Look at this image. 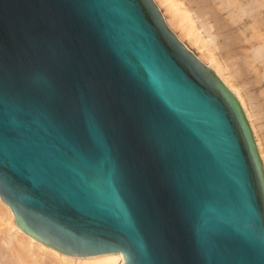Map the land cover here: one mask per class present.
Masks as SVG:
<instances>
[{
  "label": "water",
  "instance_id": "obj_1",
  "mask_svg": "<svg viewBox=\"0 0 264 264\" xmlns=\"http://www.w3.org/2000/svg\"><path fill=\"white\" fill-rule=\"evenodd\" d=\"M0 198L69 255L264 264L246 121L152 0H0Z\"/></svg>",
  "mask_w": 264,
  "mask_h": 264
},
{
  "label": "bare ground",
  "instance_id": "obj_2",
  "mask_svg": "<svg viewBox=\"0 0 264 264\" xmlns=\"http://www.w3.org/2000/svg\"><path fill=\"white\" fill-rule=\"evenodd\" d=\"M154 1L156 2L158 7L155 5V3L152 0L157 10L159 11L158 8L160 7L163 10L161 12L162 15L160 11L159 13H160V16L166 28L174 36L176 34L175 38L176 39L178 38L177 40L179 42L181 41L183 44L181 42L180 43L191 53L192 51L189 49V46L194 47L196 49L195 51H197L196 54H194L195 52L192 53L194 56H196L195 58L201 61V63L202 62L206 63V65L209 68H211L214 71V73L220 78L221 81L213 73V71L208 68L212 72V74H214L216 78L221 82V84L222 85L224 84L223 86L224 87L226 86L234 94L237 100L231 94V92L225 87L226 90L233 96V98L237 102L240 108V111L242 113V116L244 117V114H243L244 111H242V109L246 110L245 112H247L248 106L255 109L256 107H254L251 103L255 99L252 98L246 92L244 84H241L238 80L239 76H237V74L241 72L243 64L237 63L239 65L238 67L236 65L237 67L236 69L235 67L236 62L233 63L230 61L232 56L230 57V56H227V54L224 55V53L223 54L217 53L218 50L220 51V43L222 42L219 43V38L222 37V33L220 32L221 28L218 24L215 26H212L208 22L209 17H207V14H209L210 16L216 15V13H214V9H212L211 4L206 3L205 1V3L203 4L204 6H201L200 9L198 8L197 10H193V5L194 4L199 5L200 1L199 2L196 0H154ZM230 2H232V4ZM224 3L227 5V7L230 6L228 4H231L234 6L238 5L237 8L239 9V12L242 13L243 15L244 14L247 15L249 12H252L258 9L256 5L258 3L257 0H236V2L233 0H230V1L225 0ZM224 3L221 5L224 6ZM200 5L202 4L200 3ZM215 23H218V21H216ZM167 26L170 29L174 30L175 34ZM213 29H216V30L213 31ZM251 49H252L250 53L251 56H249V58L257 62V64L259 63L262 65V68L260 67L259 70H261L262 72L261 78L264 79V38L260 37L259 45L252 46ZM242 56H244V54ZM241 57L239 60L241 61L244 60V62L245 61L247 62L248 56L246 57L245 55L244 56L246 57L245 59ZM239 70L240 72L237 73V71ZM252 99L253 101H251ZM239 104L241 105V107ZM259 107L260 106H258L256 109L259 110ZM255 116L258 117L259 113H258V116L257 114H255ZM252 123L253 122H251L250 124L251 126H252ZM246 124H248L247 121H246ZM251 130L254 132L253 128ZM251 130L249 128L250 135L252 136ZM251 138H253V136ZM252 141L254 142V139ZM257 141L259 142V140ZM257 141L256 143L258 144ZM253 144L256 149L255 143ZM257 147H259L258 150L260 151L261 146L258 144ZM255 151L257 152V149ZM256 154L258 156V153ZM261 155L262 154H260V156ZM261 157H263V155ZM258 159H259V156H258ZM261 170L263 173L262 165H261ZM263 177H264V173H263ZM0 227H6L5 230L8 233L9 231L13 232V236H11L12 238L11 242H8L7 241L8 239L6 240V236L2 235V233L4 234L5 231L2 233L0 232V264H121L122 263L121 252H105V253L94 254V255L75 256V255H69V254L60 252L52 248L51 246H48L36 240L32 236L22 231L16 225L12 211L10 210L9 206L1 200V198H0Z\"/></svg>",
  "mask_w": 264,
  "mask_h": 264
},
{
  "label": "rangeland",
  "instance_id": "obj_3",
  "mask_svg": "<svg viewBox=\"0 0 264 264\" xmlns=\"http://www.w3.org/2000/svg\"><path fill=\"white\" fill-rule=\"evenodd\" d=\"M196 1H198V2L200 1V2H199V5H197V4L193 5V10H197L198 8L200 9L201 6H204L203 4L205 3V1H206V3H210L211 4L212 9H214V13H216L217 16L216 15H211L210 16L209 14H207V17H209L208 22L212 26H215V25L218 24L220 26V28H221L220 32L222 33V37L219 38V43L220 42H222V43H220V51L218 50L217 53H219V54H223L224 53V55L227 54V56H230V57L232 56L231 59H233L235 56L238 55L237 56L238 58L235 57L236 60H235V58L233 60L230 59L231 62H233V63L236 62L235 63V67H236V65L238 67L239 64H243L241 72L243 70L244 71L241 73L240 70H239V71H237V73L238 72H240V73L239 74L236 73L237 76H239L238 80H239V82L241 84H244L246 92L252 98L255 99L254 101H253V99L251 100V101H253V102H251L252 105L254 107H256V108L258 106H260L259 110H257L256 108L253 109L250 106H248L247 107V112H245L246 110H243L242 108L241 109H242V111L245 112V113L243 112V114H244V117H245V119H246V121L248 123L247 127L249 126L250 130L252 128L254 130V132L251 130V133H252V136H253L252 140L254 139L253 143H255V146H256V149H257L256 153H258V156H259V159H260V162H261V165H262L263 173H264V162H263L264 161V79L261 78V73L262 72H261V70H259L260 67L262 68V65L259 64V63L257 64V62H255L251 58H249V56H251L250 53H251V50H252L251 49L252 46H258L259 45V38L260 37L264 38V0H257L258 3L256 5H257L258 9L252 11L253 13L249 12L248 13L249 16H248V14L247 15L246 14L243 15L242 13H240L239 9L237 8L238 5H235V6L231 5L232 2H230L231 4L227 3L228 5H230V6L227 7V5L224 3L225 0H203L204 2L202 0H196ZM233 1L236 2V0H233ZM153 2L157 6V4H156V2L154 0H153ZM200 3L202 5H200ZM223 3H224V6L226 8L223 5H221ZM194 7H196V8H194ZM158 9H159L160 13L163 11L161 7L158 8ZM161 15H162V13H161ZM216 21H218V23H215ZM170 30L175 34L174 30H172V29H170ZM215 30L216 29H213V31H215ZM175 36H176V34H175ZM231 37H232V39H231ZM222 45H224V46H222ZM222 47H223V49H222ZM189 49L192 51V53H194V52H195L194 54L197 53V51H195L196 49L194 47L189 46ZM243 54H244V56L246 55V57L248 56V59H249V60L247 59V62L245 61L246 64H245L244 60L243 61L239 60L240 57ZM244 56H242L241 58L245 59L246 57H244ZM237 63H239V64H237ZM203 64L207 68H209L206 65V63H203ZM244 64H245V66H244ZM237 67H236V69H237ZM209 69L212 70L211 68H209ZM213 73H214V71H213ZM242 74H244V75H242ZM257 74H259V75H257ZM218 79L220 80L219 77H218ZM231 94L234 96V94L232 92H231ZM235 99H236V97H235ZM240 107H241V105H240ZM249 110H251V111H249ZM257 112L259 113L260 117L258 116ZM245 114L247 115V117H246ZM255 114H257L258 117H256ZM250 116H252V117H250ZM253 116H254V118H253ZM251 122H253L252 126L250 125ZM256 139L259 140V142ZM256 141L261 146V148H260L261 152L258 150L259 147H257L258 144L256 143ZM260 154H262L263 157H261L262 155L260 156ZM261 158L263 159V161H262ZM5 228L6 227H0V232L2 233V232L5 231L4 234L2 233V235H5L6 236V240L8 239L7 241L11 242V239H12L11 236H13V232L9 231V233H8L5 230Z\"/></svg>",
  "mask_w": 264,
  "mask_h": 264
}]
</instances>
